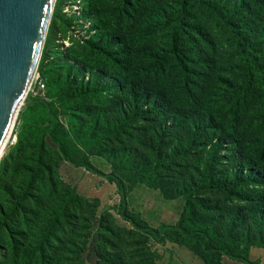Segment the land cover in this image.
<instances>
[{
	"label": "trees",
	"instance_id": "obj_1",
	"mask_svg": "<svg viewBox=\"0 0 264 264\" xmlns=\"http://www.w3.org/2000/svg\"><path fill=\"white\" fill-rule=\"evenodd\" d=\"M87 5L97 36L63 50L51 28L38 71L46 96L26 100L18 141L3 157L0 264H86L94 219L103 232L97 264H156L155 240L204 264H258L250 249L264 248V0ZM58 10L67 37L73 16ZM105 76L118 83L113 98ZM82 152L113 171L77 161ZM64 164L115 184L130 228L111 210L98 214L100 200L66 182ZM124 176L184 197L181 220L146 224L131 210Z\"/></svg>",
	"mask_w": 264,
	"mask_h": 264
},
{
	"label": "rangeland",
	"instance_id": "obj_2",
	"mask_svg": "<svg viewBox=\"0 0 264 264\" xmlns=\"http://www.w3.org/2000/svg\"><path fill=\"white\" fill-rule=\"evenodd\" d=\"M58 8L61 9V12L68 17L73 16V24L70 27L67 33V37L64 36L63 28L59 25L60 14ZM57 13L55 15V11ZM55 15V19H54ZM92 16H90L88 11L87 0H56L53 8L52 18L49 26L48 33L45 38L42 56L40 63L43 62V54L46 51L52 49L51 44L48 43L49 31L54 29L56 31V43L62 45L63 50H67L73 44V41H79L81 43H86L91 39L97 36L98 29L92 25ZM54 27H51V26ZM40 66V64H39ZM39 68L35 74V78L28 90L27 95L25 96V102L31 97H45L46 96V79L42 77L41 73L38 72ZM99 74H87V78L97 77ZM43 82L45 84L44 88H40L39 83ZM118 83L105 76V83L102 88L105 91V94H108L109 98H113L114 91L117 89ZM25 106L21 108L16 122L13 128L12 137L10 138L11 143L6 148V151H9L14 147L18 141V131L21 125V115L22 110ZM65 123L68 122V119L64 120ZM10 142V141H9ZM223 159L229 158L232 153L230 146L224 147ZM5 155V154H4ZM4 157V156H3ZM0 161V170L3 164V160ZM90 160L93 165L100 171L108 174L113 171V165L111 162L107 161L104 158L97 156L89 157L86 152H82L80 157H76L77 161ZM222 165V164H221ZM223 166V165H222ZM226 168V166H224ZM254 172V171H253ZM232 173V172H231ZM254 175L256 172H254ZM61 174L63 179L66 182L73 184V188L79 192L80 195L87 198H98L100 200V208L98 214H101L104 211L111 210L112 214L116 217L117 224L121 227H128L127 222L120 219L117 213L116 204L120 203V195L118 194V189L115 184L109 183L106 179L96 176L92 173H88L83 169L75 168L69 164H64L61 168ZM126 180V185L129 186L128 192V202L131 210L140 214L141 220L146 224H149L153 227H161L163 225H176L183 215L186 200L184 197H175V198H165L161 191L158 189H153L150 186L142 183L133 184L132 181H128V178L124 176ZM260 185V182L258 184ZM262 187V186H261ZM134 219H137L135 215H132ZM187 223H192L187 221ZM91 238L87 246L86 251L84 252V259L86 264H97L98 257L95 252V245L98 243L99 239L103 235V232L98 227V221L93 220V226L91 229ZM212 234H216L213 232ZM228 249L231 251H236L235 242H229ZM149 246L152 252H155L157 261L156 264H204L200 258H198L193 252H191L187 247L180 246L172 241H165L159 243L158 241H150ZM250 244H240L237 249L247 248ZM264 249V248H258ZM236 254V253H235ZM253 255L251 260L257 262L258 264H263L260 258H256ZM263 257V255H262Z\"/></svg>",
	"mask_w": 264,
	"mask_h": 264
},
{
	"label": "water",
	"instance_id": "obj_3",
	"mask_svg": "<svg viewBox=\"0 0 264 264\" xmlns=\"http://www.w3.org/2000/svg\"><path fill=\"white\" fill-rule=\"evenodd\" d=\"M55 1L0 0V150L15 115L26 105ZM10 143L0 151V161Z\"/></svg>",
	"mask_w": 264,
	"mask_h": 264
},
{
	"label": "crops",
	"instance_id": "obj_4",
	"mask_svg": "<svg viewBox=\"0 0 264 264\" xmlns=\"http://www.w3.org/2000/svg\"><path fill=\"white\" fill-rule=\"evenodd\" d=\"M250 255H251V258H253V255H259V256H255L256 258H260L264 264V249H258V248H252L250 249ZM263 255V257H262ZM223 264H240L236 261H233V260H230L228 258H225Z\"/></svg>",
	"mask_w": 264,
	"mask_h": 264
},
{
	"label": "bare ground",
	"instance_id": "obj_5",
	"mask_svg": "<svg viewBox=\"0 0 264 264\" xmlns=\"http://www.w3.org/2000/svg\"><path fill=\"white\" fill-rule=\"evenodd\" d=\"M24 96H25V95H24ZM23 100H24V99L22 98V100H21V102H20V105H22V101H23ZM21 107H22V106H21ZM21 107H20V108H21ZM15 120H16V115H15V117H14L12 123H11L10 126H9V130H8V132H7V136L5 137V139H4V141H3V144H2V150H0L1 152L4 151V148H5L6 144L10 141V137H11V133H12L11 131H12L13 127H14Z\"/></svg>",
	"mask_w": 264,
	"mask_h": 264
},
{
	"label": "built area",
	"instance_id": "obj_6",
	"mask_svg": "<svg viewBox=\"0 0 264 264\" xmlns=\"http://www.w3.org/2000/svg\"><path fill=\"white\" fill-rule=\"evenodd\" d=\"M40 85V88H44L45 87V84L43 82L39 83Z\"/></svg>",
	"mask_w": 264,
	"mask_h": 264
}]
</instances>
